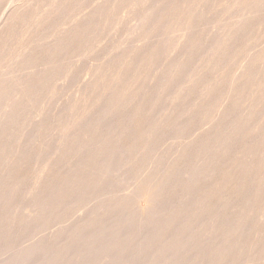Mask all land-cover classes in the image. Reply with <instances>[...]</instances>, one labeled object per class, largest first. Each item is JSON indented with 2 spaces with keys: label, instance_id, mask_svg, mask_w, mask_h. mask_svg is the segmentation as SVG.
I'll use <instances>...</instances> for the list:
<instances>
[{
  "label": "bare ground",
  "instance_id": "1",
  "mask_svg": "<svg viewBox=\"0 0 264 264\" xmlns=\"http://www.w3.org/2000/svg\"><path fill=\"white\" fill-rule=\"evenodd\" d=\"M43 1L0 0V67L28 31L32 42L28 50L19 43L13 65L0 70V246L17 230L69 214L64 206L76 212L90 197L95 202L72 221L76 213L70 212V224L25 242L12 264H27L36 254L42 264L68 256L79 264H222L231 256L257 255L264 248V45L244 56L238 75L201 91L190 110L174 104L203 72L211 75L234 53L264 0H231L234 19L222 20L208 39L189 23L175 34L178 15L193 0L139 1L130 31L141 42L91 66L73 102L50 107V116L42 102L71 72L67 60L107 26L108 15L96 4L58 23L37 15ZM64 4L52 2L50 11ZM137 81L136 89L147 87L138 98ZM181 82L186 85L174 91ZM198 116L210 120L204 139L178 142L171 150L176 154L161 165L168 155L155 157L161 139L185 133ZM47 145L53 147L48 164L27 175L33 159L46 157ZM127 161L118 176L132 170L134 184L128 182L136 190L116 196L107 186L116 181V165ZM19 193L25 213L12 210ZM139 196L144 205L133 207Z\"/></svg>",
  "mask_w": 264,
  "mask_h": 264
},
{
  "label": "rangeland",
  "instance_id": "2",
  "mask_svg": "<svg viewBox=\"0 0 264 264\" xmlns=\"http://www.w3.org/2000/svg\"><path fill=\"white\" fill-rule=\"evenodd\" d=\"M59 1H64L65 2L64 6H60L57 10L51 12L50 11L51 10V3L52 2H59ZM139 1H141V0H128L124 3H120L119 0H107V1H105V0H44L42 2L41 6L38 10L37 15L47 14V15H49V18L51 20L56 21L58 23H62L64 21H66L67 19H71L74 15H75L74 17L76 18L81 13L84 14L85 10L87 13L91 9V7L93 5H96V4L100 5V6H104V8L102 9V13H103V15H108V18L106 20L107 26L105 25L106 28L102 27L103 30L100 28V30H98V32L96 31L93 34V36L89 39L86 46H84V49L81 50L80 53L78 52L79 54H76V53L73 54L71 56V58H69V60H67V61H69V63L70 62L72 63V64L70 63L72 70L68 74L67 77H65V75L62 74L61 78L59 77L57 79L56 84H59V86L57 85V89H56L57 93L55 92L56 90L54 89V91H53L54 93L52 92L53 94H51V95L48 94L49 96L47 95V97H45L46 99L42 102L41 106L45 109L46 113H49V116L54 111L55 108L59 109V108L63 107L67 103V101L71 102V103L73 102V99L78 94V91H77V89H79L78 87H80V84H82V81H85L86 79H88L87 77H89V68L91 66H95L96 64L98 65L99 63H102L105 60H107L110 56L115 55L116 53H118L124 49L130 48L133 45L139 44L141 42V41H139V37L135 33L133 34L132 31H130L131 27L136 22V18H135L136 16L132 12L135 10L136 4ZM66 5H67V8H66ZM230 6H231V0H193L189 4V6L186 7V10L183 11L180 15H178V19L176 20V28L179 30L176 31L175 34L176 35L183 34L185 32L184 24L189 23L190 30L192 32L196 33L201 39H208V38L212 37L213 32L218 28V26L222 20L234 19L232 14L229 12ZM252 18H253L252 20L255 23H253L252 25H249V27L246 29L244 34L239 38V40L237 42L238 47L235 49L234 53H232L230 56H228L226 58V61L223 64H219L218 67L211 73V75H208L207 73L203 72L201 74V79L199 80V83L195 88L190 89V87L188 86L187 90L183 93L182 99L180 101H176V103L174 104V106L177 109H179V110H184V109L190 110L191 108H193L195 106L196 103H198L199 94L201 93V91L205 90L206 87H208V85H210L214 81H216L219 84H224V83H227L228 80L230 78H232L233 76L238 75V71L240 69V65L243 63L244 56L250 52H254V50H257V47L259 48V47H262L264 45V8L260 11H257L252 16ZM128 32L129 33L131 32L132 34L130 33L131 34L130 35ZM30 33L31 32L28 31L24 42H22V40L19 39V41L17 42V45L15 47H13L12 49H10L6 53V55L4 56V60H3V66L0 67L1 71H6L7 69H9L13 65L12 62L15 58L14 57L15 55L13 53L15 52V50H17L19 43H20L19 46H22L23 50H28L32 46V42L29 39ZM256 45H257V47H256ZM258 45H260V46H258ZM252 49H253V51H251ZM75 69H76V71H75ZM157 70H159V69L157 68L155 71H157ZM62 76L65 78L63 79ZM139 84H140V81L135 82L133 85V88L136 89ZM183 85L185 86L186 83L181 82L180 84L176 85L174 88V91H178V89ZM146 89H147L146 86H143V88L140 90L136 89L134 97L138 98L141 95V93ZM50 107L53 109V111H52V109H50ZM211 107H212V105H210L208 107L207 114L210 113ZM167 110L168 109H162L161 111L166 112ZM258 110H259V108H257V111ZM197 118H198V121H197ZM197 118H196V120L194 119L192 121V122L195 121L193 123L194 126L190 125L191 127L189 128L188 131H186L188 135H185L186 132L181 133V134L178 132H175V133L171 132L172 134L171 133L167 134V136L168 135H171V136H169V137H166L165 135H164L165 137L163 136L165 139L164 138L161 139L159 145L157 146L156 150L154 151V153L156 155L155 156L156 159H158V157L161 156V154H164V155H162L164 157L165 153L168 152L167 154L169 155V157L166 154L167 158L164 157L163 158L164 161L161 160L162 156L159 159V161L161 160V162H162V163L160 162L161 165L164 162L166 163V160L168 158H170L171 155L176 154L173 152H175V149H178L180 146H182L181 144H184L189 140L198 143L204 139V137L207 133V130L209 128V125H210V120L208 118H202L200 116H198ZM202 119H204V120L202 121ZM192 122H191V124H192ZM196 122H198V123H196ZM24 132H25V130H24ZM175 135L182 137V138L180 137L181 142L179 141V137L175 138L176 137ZM183 137L185 138L184 141L182 140ZM178 142L180 143V146L178 145L179 144ZM177 145H178V147H177ZM51 146L52 145H47V148L45 150V151H47L46 157H41L39 163H38V161H36V159L35 160L33 159V161H31L28 164V169H30V170L27 169V175H29V176L33 175V173L37 169V167L43 168L48 164V161H49L48 159L52 156L51 150L53 147H51ZM48 152H49V155H48ZM156 152L158 153V155L156 154ZM170 152H172V153H170ZM41 156H42V154H41ZM130 163H131V161H127V162L120 163V164L116 165V170L114 171V173L117 174L118 179L115 178L116 181L113 180V182L111 181L112 184H110L111 182L109 183L110 185L108 184L110 187L107 186L108 187L107 190L110 191V193L113 194L112 191L116 190L115 191L116 193L114 192V194L116 196L118 194V196H119L122 193L123 194H125V193L129 194V192H130V194H131L133 192V188L135 189V187H134L135 185H131L132 186L131 187L130 184H131V182L134 184V182H133L134 179H133V181L132 180L130 181V179H132L134 172L132 170L127 171L126 173L124 172L123 173L124 178H122V176H121L122 174L120 175L121 177L118 176V174L121 173V171L126 166H128ZM144 169H146V168L145 167L142 168L144 173H147V172H145ZM142 170H141V172H142ZM146 171H149V170H146ZM128 173H130L128 175L129 177L126 176ZM140 175H142V174H140ZM125 176H126V178H125ZM128 178H130V179H128ZM118 181L120 184L118 183ZM128 181L130 182V184ZM26 183H28V182H26ZM26 183H25V185H27ZM111 186H113L114 188L113 187L111 188ZM23 188L25 190L26 186H23ZM23 188H22L21 192L23 191ZM115 188H117V189H115ZM109 189H113V190L111 191ZM129 189L132 190V192ZM107 190H106V192H108ZM22 193L24 194V191ZM22 193H19L20 196L22 195L21 198L18 195L19 198L17 197L16 200L14 201L16 205L13 204L12 210L14 211L17 208L18 212H20L19 209H21V211L23 213H25L26 212V201H25L24 195ZM94 195L96 197V194H94ZM94 195H92V196H94ZM97 197H96V201L98 199ZM85 198H87V197H85ZM85 198H84V200H85ZM90 198H92V197H90ZM90 198H89V201H87V203L85 202L86 200L84 201L85 203H83L82 202L83 199H82V201L79 198L77 199V200H79L78 201L79 203L81 201L83 204V206H82L83 209L78 208L80 211L78 209L76 210L77 206L74 203L77 201L76 199H75L76 201L73 200L74 202L73 201L70 202V204L72 203L71 204L72 207H73V205L76 206V207L74 206L76 212L71 211L72 210L71 206H69L71 209L70 210L71 216H72V212L76 213V215L73 214L74 217H72L73 219L71 218V221L74 220L75 216L80 215L81 211H82L81 214H83L84 212H86L88 210L89 207H91V206H89L88 202H91V203L95 202V198L93 199V201H90ZM139 198H137L133 201V203H132L133 207L135 206V204H137V202H139L138 203L139 205H144L145 198L143 199V197H140V196H139ZM78 202H76V203H78ZM22 203H24L25 206H23ZM80 204H79V207H81ZM86 204H87V206H89L88 208H87ZM84 205L86 206L87 209L84 208ZM62 209L63 208H61V212H64V209H66L65 211L70 214L67 206L66 207L64 206L63 211H62ZM17 211H16V213H17ZM61 214H63V213L58 212L55 215V217H52V219L49 221L43 220L37 226L34 225L35 227L29 226L25 229H20V230H17L16 232H14L8 238L6 245L4 244V245L0 246V248H1L0 249V264H12V261H10V258H11V255L14 254L13 252L20 249L22 246H25V245L31 243L32 241H34L35 239H37L41 236H44V235H46V234H48V233H50V232H52V231H54L60 227H64L65 225L70 224V222H71L69 219L70 215L65 213L66 218L64 216L65 214H63L64 217L61 218L60 217ZM67 215H69V217ZM57 217H58V219L60 217L62 219V221L64 219L65 222L67 220V222L63 223L64 221L62 222L61 219H59L60 223H58L59 221H56V220H58ZM55 218H56V220H55ZM31 238H32V240H29ZM17 241H20V242H17ZM25 242H27V244ZM18 243H20V245H18ZM13 244H15V245H13ZM3 247H5V249ZM243 255L241 254L238 256L237 255H235L233 257L231 256L229 259H227V261H225V263H222V264H249V263L250 264H264V258H263L264 257V248L259 250V252H257V255H248V254H243ZM36 256H37V254L35 255V257H34V255L31 256V258H29L31 261H29V259H28L27 264H31L32 261H33L32 264H36V263L42 264L41 263L42 259L40 257H36ZM68 257L70 258L72 256H68ZM68 257L63 258L62 261L59 260L56 263L59 264L61 262L60 264H69V262H70V264H71L72 261L76 262L77 264L80 263V261L78 263L76 261V259H74V257L70 259L71 261L69 260ZM34 258L35 259L38 258V259L35 260ZM66 260L68 262H66ZM39 261H40V263H39ZM64 262H66V263H64ZM73 262H72V264H76ZM54 264H55V262H54Z\"/></svg>",
  "mask_w": 264,
  "mask_h": 264
}]
</instances>
